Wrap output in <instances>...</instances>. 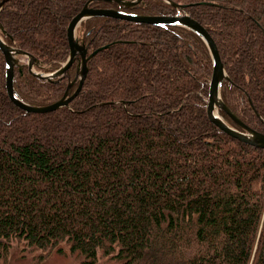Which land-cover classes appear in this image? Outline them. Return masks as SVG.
I'll return each mask as SVG.
<instances>
[{"label": "trees", "instance_id": "trees-1", "mask_svg": "<svg viewBox=\"0 0 264 264\" xmlns=\"http://www.w3.org/2000/svg\"><path fill=\"white\" fill-rule=\"evenodd\" d=\"M87 1L7 0L4 39L36 56L38 71H54L70 54L68 23ZM171 1L217 43L225 104L264 133V0ZM129 11L177 13L166 0ZM78 28L89 53L108 47L88 60L69 106L52 112L12 102L0 49V264L30 255L26 264L42 263L54 249L77 264L101 255L117 264H264V148L208 118L213 62L204 40L185 26L107 16ZM79 60L57 82L17 66L15 89L30 104L54 102Z\"/></svg>", "mask_w": 264, "mask_h": 264}, {"label": "water", "instance_id": "water-1", "mask_svg": "<svg viewBox=\"0 0 264 264\" xmlns=\"http://www.w3.org/2000/svg\"><path fill=\"white\" fill-rule=\"evenodd\" d=\"M6 1L7 0L0 1V10ZM98 1L117 3L120 8L95 7L92 5V3ZM142 1L143 0H88L81 10L78 11L68 23L67 38L70 47L69 57L59 68L51 72L36 70L35 67L41 65V61L36 56L28 51L8 44L4 39V36L7 34L6 30L0 22V49L6 59V90L12 102L19 108L33 113L52 112L64 106H69L70 102L80 93L82 89L83 83L88 73V60L96 55L100 50L108 47V45L100 46L89 53L84 40L77 36L78 26L82 21L88 18L107 16L127 21L148 23L160 26H185L194 31L204 40L212 57L213 72L210 79L207 102L208 118L229 135L258 148H264V133L244 123L225 104L221 97V86L224 80L229 79V76L225 70L217 43L210 34L209 30L203 26L200 21L190 16L187 12H184V4H179L171 0L167 1L177 9V13L173 15H143L136 14L128 10L138 6ZM24 56L27 57V61L25 63L21 58ZM78 56H80V60L78 61V71L76 78L74 81L68 84L64 94L58 100L48 104L35 105L23 100L17 93L14 86L15 67L18 66L22 70L24 66H27L28 71L31 74L40 78L57 82L74 64ZM77 81L78 85L75 90L72 91L71 88ZM221 110H224L240 128L231 126L222 115Z\"/></svg>", "mask_w": 264, "mask_h": 264}, {"label": "rangeland", "instance_id": "rangeland-1", "mask_svg": "<svg viewBox=\"0 0 264 264\" xmlns=\"http://www.w3.org/2000/svg\"><path fill=\"white\" fill-rule=\"evenodd\" d=\"M143 1L139 5L143 4ZM138 6H136V7H138ZM136 7H134V8H136ZM134 8H132V9H134ZM77 36L78 37H82L79 28H77ZM21 58H22L24 63L27 61V57L26 56L21 57ZM24 68H26L25 70L28 69L27 66H24ZM35 68H37V70H38V67H35ZM17 247H18L19 251L22 252V246L18 245V243H15V249H16L15 253H14V257L15 258H18V256H19ZM43 253H44L42 255V256H44L43 260H42L43 262L42 263H38V264H77L78 261H79V259H77L76 257L70 255L68 251L66 252L67 254H62V253H57V250L54 249V250H51V251L50 250L43 251ZM36 257H38V256H36ZM31 259H32V257L30 255L27 258L21 259L19 263H18V261L16 259L15 260H16L17 264H26L27 261H29ZM96 264H117V262L110 255H101L98 258V261H97Z\"/></svg>", "mask_w": 264, "mask_h": 264}, {"label": "flooded vegetation", "instance_id": "flooded-vegetation-1", "mask_svg": "<svg viewBox=\"0 0 264 264\" xmlns=\"http://www.w3.org/2000/svg\"><path fill=\"white\" fill-rule=\"evenodd\" d=\"M129 10V9H128Z\"/></svg>", "mask_w": 264, "mask_h": 264}]
</instances>
